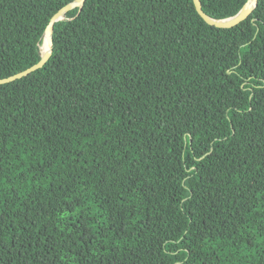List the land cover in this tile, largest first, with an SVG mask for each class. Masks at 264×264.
<instances>
[{
  "label": "trees",
  "instance_id": "16d2710c",
  "mask_svg": "<svg viewBox=\"0 0 264 264\" xmlns=\"http://www.w3.org/2000/svg\"><path fill=\"white\" fill-rule=\"evenodd\" d=\"M72 1L0 0V78ZM53 40L0 83V264H264V0H86Z\"/></svg>",
  "mask_w": 264,
  "mask_h": 264
},
{
  "label": "water",
  "instance_id": "95a60500",
  "mask_svg": "<svg viewBox=\"0 0 264 264\" xmlns=\"http://www.w3.org/2000/svg\"><path fill=\"white\" fill-rule=\"evenodd\" d=\"M86 0H74L64 7H62L59 11H57L51 18L45 33H44V39H48V46L46 50H43L44 43H42V58L39 62L36 64L28 67L27 69L20 71L12 76L0 78V83H7L14 81L16 79L22 78L24 76L29 75L33 71L41 68L50 58L53 49H54V40H53V30H54V24L55 22L61 20L64 18V15L67 11L75 8V7H82L84 5ZM259 0H248L247 3L243 6V8L234 16L217 19L209 16L203 9V4L201 0H194L196 8L198 12L201 14V16L211 25H215L218 27H233L243 20H245L247 17L251 15L254 8L257 6Z\"/></svg>",
  "mask_w": 264,
  "mask_h": 264
},
{
  "label": "bare ground",
  "instance_id": "6f19581e",
  "mask_svg": "<svg viewBox=\"0 0 264 264\" xmlns=\"http://www.w3.org/2000/svg\"><path fill=\"white\" fill-rule=\"evenodd\" d=\"M44 41H45V43H44L43 50H46L47 49V46H48V39L45 38Z\"/></svg>",
  "mask_w": 264,
  "mask_h": 264
}]
</instances>
